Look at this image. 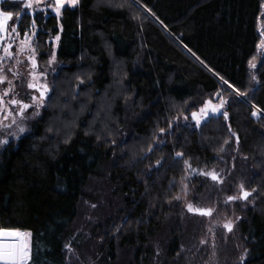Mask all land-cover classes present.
Instances as JSON below:
<instances>
[{
    "label": "trees",
    "instance_id": "trees-1",
    "mask_svg": "<svg viewBox=\"0 0 264 264\" xmlns=\"http://www.w3.org/2000/svg\"><path fill=\"white\" fill-rule=\"evenodd\" d=\"M135 1L143 7L136 19L124 8H96L95 0L66 6L60 17L48 9L36 19L40 61L47 63L49 40L59 35L60 68L42 119L0 154V227L32 233L33 264H76L65 244L87 262L147 264L142 257L153 254L148 246L163 231L186 174L175 155L181 152L201 166L221 165L223 182L200 175L198 189L217 194L236 219L244 264H264V0ZM21 4L5 1L0 10L14 20L24 13L23 38L31 14ZM105 44L125 60L131 91L115 105L119 125L108 142L84 131L111 81ZM216 93L227 100L228 119L220 116L208 128L204 153L188 154L168 101H188L190 113L220 98ZM36 138H46L42 148L59 142L54 157L32 156ZM227 144L232 150L223 154ZM241 183L256 191L247 201L226 200ZM174 239L172 255L186 244L182 236Z\"/></svg>",
    "mask_w": 264,
    "mask_h": 264
},
{
    "label": "rangeland",
    "instance_id": "rangeland-1",
    "mask_svg": "<svg viewBox=\"0 0 264 264\" xmlns=\"http://www.w3.org/2000/svg\"><path fill=\"white\" fill-rule=\"evenodd\" d=\"M5 1H12L17 3L22 2V0ZM102 5H109L116 8L127 9L130 17L133 19L138 18L140 11L143 10V7L135 0H95L96 8H99ZM66 6L71 5L65 4L64 7ZM49 10L51 11V13L55 14L50 8ZM62 11L63 9L61 10V13ZM9 26H11V22ZM33 38V46L36 49V71L47 72V83L52 89V81L54 80V77L57 75L58 70L60 68V64L58 63L56 57L59 40L57 41L55 38H51L49 40V43H52L53 48L50 52V56L47 63L42 64ZM20 39L21 38L18 37L13 41V58H5L2 64H0V68L3 69L2 71H0V76H5L7 78L3 83H0V96H3L4 99V104L0 107H7L8 109H12L13 107H15L9 104L8 101L16 99L28 102L30 94H34L33 90L27 87L28 82L32 79V77L29 75L30 71H32V66L30 61L26 58L27 52L25 54H19ZM262 41H264V37L262 38ZM105 45L108 49V44ZM260 47L261 50L264 49L262 43ZM262 52L263 51H260L261 55H263ZM4 55V52L0 51V56ZM53 55L55 56L54 61L51 60V57ZM110 57L111 81L98 97L96 101L95 111L92 114L90 120L88 121L86 128L84 129L86 133L93 134L98 139L104 142H108V138H112L117 135L119 118L118 115H116L114 112L115 105L119 100H125L131 96V91L125 83L127 75L125 60L118 59L112 53H110ZM17 60L22 62L17 63ZM14 73H18V75H14ZM8 81L12 82L11 91H8ZM5 91L8 92L6 96H4ZM51 92L49 93V96ZM59 95L62 96L63 93ZM211 101L214 104H218L220 98L216 97ZM168 102L171 105V111L177 115L175 123L178 125H183L184 127L185 140L182 148L184 152L188 154L204 153L206 149L209 148V143L207 141L206 135L207 130L212 124H214L215 121L218 120L220 116L210 117V120L208 122L202 121L199 126H195V122L191 119V112L188 113L185 111L186 107L188 106V101L185 100L181 102L169 99ZM46 107L40 109V115L31 119L24 120L22 122V126L26 128V131L24 133H19L15 126H12L11 128L4 127V125H7L9 123L11 118L9 117L8 119H4L3 117L5 113H0V120H2V124H0V141H3L5 139L8 141L7 144L0 142V154L4 150V148L8 146L11 142L18 141L20 138L29 133L31 127L36 122L41 120L44 116ZM199 108L193 112L198 113ZM31 111L32 109L30 108L28 110V113H31ZM28 113H26V115ZM185 116H188L189 119L185 120ZM17 121L20 122L19 117H17ZM54 122L55 126L60 127L62 124V121L57 118ZM11 133H16V135L13 136ZM45 140L46 138L35 139V147L33 149L35 150V152L32 153L33 157L37 156H34V154L41 153L52 158L57 153L59 148V142L52 141L48 145H45L44 148H42L41 144ZM231 150L232 145L227 144L223 148L222 153L228 154L229 152H231ZM189 162L192 165V168H186V174L180 183L179 191L177 192L176 196L181 195L182 183L186 184L188 185L189 193L186 197L187 201L192 202L194 204V207L214 208L213 214L211 217L201 216L200 218H198L199 220H197V214L189 213L187 211L184 199H174L168 209L166 224L163 231L160 233L159 237L154 242L150 243L148 246V250L151 249L153 254L149 257L144 255L142 258L148 261L147 264H244L247 261V250L246 246L244 247L240 243L236 219H234V217L229 214V209L227 205L223 203V201L219 196H217V194H204L200 191V189H198L200 188L198 186L199 183H197V179L200 176L198 172H207L213 169L218 172V169L221 167V165H219L218 167H210L207 165L201 166L191 161ZM221 170H223V168ZM222 172L223 171H220L218 173ZM220 176L221 178L223 177V175L221 174ZM236 195H239V192ZM235 209L236 208L233 206V212ZM229 221H231L233 224L232 232H228L223 227V224ZM192 227H194L193 230L191 229ZM209 229H211V231H209ZM175 235L177 237L182 236V239H180V241L183 240L186 244H183L182 242V245L179 246L180 251L177 254L175 253L176 255H172L170 251V246L172 240L175 238ZM202 239L206 240L207 243L202 244ZM213 243L215 244L214 248L212 246ZM72 253L75 255L73 260L77 262L76 264H98L93 260H89L87 262L81 255L78 256L76 252ZM95 255L96 253H94V256ZM76 258H79V260H77ZM140 264H143V260Z\"/></svg>",
    "mask_w": 264,
    "mask_h": 264
},
{
    "label": "snow or ice",
    "instance_id": "snow-or-ice-1",
    "mask_svg": "<svg viewBox=\"0 0 264 264\" xmlns=\"http://www.w3.org/2000/svg\"><path fill=\"white\" fill-rule=\"evenodd\" d=\"M5 0H0V4H3ZM78 3V0H22V4L20 5L26 12L31 14V24L27 29H25L23 33V38L20 39L19 46V54H25L27 52V59L30 61L32 66V71H30L29 75L32 79L28 82L27 87L33 90L34 94H30L29 101L24 102L23 100L12 99L8 101L9 104L15 106L12 109H8L7 107H0V113H5L4 119L11 118L7 125H4L6 128H11L15 126L19 133H24L26 128L22 126V122L27 119L34 118L40 115V109L48 106L49 93L52 89L49 87L47 83V72H37V61L35 59V47L33 46L32 38L36 36L37 26L36 19L40 15L47 14L48 9L50 8L52 12L55 13L57 17L61 15V10L64 8L65 4H69L71 6H75ZM24 13H17V16L14 20L13 13L11 11H3L0 10V51L4 52V56H0V64H2L5 58H13L14 54L12 52L13 41L21 36L19 31L21 18ZM11 22V26L10 25ZM261 35L264 36V31L261 32ZM57 41L60 39L59 35L55 38ZM262 46H264V41L261 42ZM51 60H55V56L51 57ZM22 61L17 60V63H21ZM3 69L0 68V71ZM11 70V69H10ZM14 75H18V73H14ZM7 78L5 76H0V83H3ZM223 79V78H221ZM83 83V81H81ZM9 89L11 91V81H8ZM224 84L228 85L229 88L233 86L228 83V81H224ZM238 96H244V93L239 92V90H235ZM8 94L5 91L4 96ZM217 96H220V93H216ZM4 104L3 96H0V106ZM227 104V100H225L222 96H220V101L218 104H214L211 100L207 101L202 107L199 108V112H191V119L195 122V126H199L202 121L208 122L210 117L221 116L227 120L228 112L224 110V106ZM32 109L31 113H28L29 109ZM26 113H28L26 115ZM253 116L257 115V112L252 113ZM17 117H19V121H17ZM185 120H188L189 117L185 116ZM0 124H2V120H0ZM229 130H231V126L228 125ZM159 132L163 134L165 132L164 128H160ZM13 136L16 133H11ZM232 136L235 137L236 144H239V136L233 132ZM18 138V137H17ZM4 144H7L8 141L5 139L0 141ZM67 142V141H65ZM225 143H228L225 140ZM238 150V148L236 149ZM151 151V149H149ZM223 151V148H221ZM178 159V162H182L187 169H191L192 165L190 164L188 159L183 158V153L177 152L175 153ZM246 158V157H245ZM159 164V161L157 162ZM199 175H203L209 178L213 182L222 183V179L220 173L216 172L214 169L211 171H200ZM239 195H230L227 197L228 201H234L237 199L247 201L249 196L252 195L256 189H245L243 184L239 185ZM188 185L183 184L181 186V195H177L174 197L176 200H185V207L189 213L198 214L201 216L211 217L214 211V208H202V207H194L192 202L187 201L186 197L188 195ZM223 227L228 231H233V224L231 221L224 223ZM211 231V229H209ZM32 233L25 231L21 232L19 229H11V228H3L0 227V264H33V246L31 243ZM202 244L207 243L206 240H201ZM213 248L215 244L213 243ZM64 248L67 252H74V249L71 248L69 244H65ZM39 252V247L36 249ZM214 254V253H213Z\"/></svg>",
    "mask_w": 264,
    "mask_h": 264
},
{
    "label": "water",
    "instance_id": "water-1",
    "mask_svg": "<svg viewBox=\"0 0 264 264\" xmlns=\"http://www.w3.org/2000/svg\"><path fill=\"white\" fill-rule=\"evenodd\" d=\"M198 215V214H197ZM198 216H201V215H198ZM206 217H208V216H206Z\"/></svg>",
    "mask_w": 264,
    "mask_h": 264
}]
</instances>
